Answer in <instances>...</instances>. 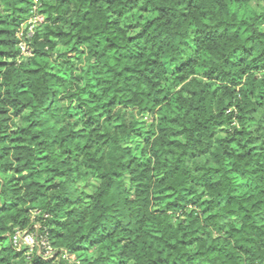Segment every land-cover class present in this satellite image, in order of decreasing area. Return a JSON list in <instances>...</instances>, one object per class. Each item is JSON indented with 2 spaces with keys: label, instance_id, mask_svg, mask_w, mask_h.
<instances>
[{
  "label": "trees",
  "instance_id": "obj_1",
  "mask_svg": "<svg viewBox=\"0 0 264 264\" xmlns=\"http://www.w3.org/2000/svg\"><path fill=\"white\" fill-rule=\"evenodd\" d=\"M251 1L0 0V264H264ZM142 116L153 131L136 155ZM17 231L38 243L18 249Z\"/></svg>",
  "mask_w": 264,
  "mask_h": 264
},
{
  "label": "rangeland",
  "instance_id": "obj_2",
  "mask_svg": "<svg viewBox=\"0 0 264 264\" xmlns=\"http://www.w3.org/2000/svg\"><path fill=\"white\" fill-rule=\"evenodd\" d=\"M250 5L254 8V10L258 13H263L264 12V0H252ZM187 45L184 46L183 48V55L185 59H188L191 53V50L187 48L191 43H192V34H189L188 40H187ZM166 65V75L163 78V85H170L171 81L173 80V73H174V68L169 64L165 63ZM152 122V119L149 116H142L139 118L138 123L136 124V129H137V135L133 136L131 139V143L133 145V148L135 149L136 155L140 154L141 147L143 146V142L146 140L148 136L152 134V127L150 126ZM24 123L22 119H15V124L20 125ZM79 186L81 188L82 193L85 196H88L92 192V190L96 186V181L94 179H86L85 181L79 183ZM175 220V217L172 218V221ZM26 234V233H24ZM93 254V250L91 252ZM109 264H119L117 260H112Z\"/></svg>",
  "mask_w": 264,
  "mask_h": 264
},
{
  "label": "built area",
  "instance_id": "obj_3",
  "mask_svg": "<svg viewBox=\"0 0 264 264\" xmlns=\"http://www.w3.org/2000/svg\"><path fill=\"white\" fill-rule=\"evenodd\" d=\"M42 20H43V16L37 14L34 8L30 16L22 21L20 27L16 32V37L18 38V48H19L18 59H20L22 56L31 55V50L26 42V39H29L33 35L36 23L41 22ZM12 242L14 246H16L18 249H20V246L23 244L29 246L30 248H33L38 243L33 233H29L27 231L25 232L17 231L12 238ZM41 243H42V247L45 246L44 250L42 251V256L43 257L52 256L53 250L50 247H48V245H46L44 242ZM40 249L41 248H39V250Z\"/></svg>",
  "mask_w": 264,
  "mask_h": 264
}]
</instances>
